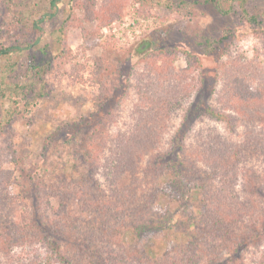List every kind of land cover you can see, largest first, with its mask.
I'll return each instance as SVG.
<instances>
[{
  "label": "rangeland",
  "instance_id": "obj_1",
  "mask_svg": "<svg viewBox=\"0 0 264 264\" xmlns=\"http://www.w3.org/2000/svg\"><path fill=\"white\" fill-rule=\"evenodd\" d=\"M104 11L111 13L110 18L120 12L123 14L116 20L109 19V22ZM251 15L257 16L259 25L249 22ZM161 29L168 32L171 43L197 52L200 67L195 72L194 94L175 114L160 148L156 152L145 149L137 161V195L150 199L148 206L153 216L163 215L166 219L159 224H150L148 220L142 232H125L123 242L133 246L127 248L131 257L127 263L142 264L139 253L164 258L167 254L176 255L182 250L183 264H195L197 258L190 257L195 253L202 254L205 260L209 258L210 264H214L216 243H201L197 252L190 249L197 244L187 236L191 208L189 195L183 196L181 192L179 177L167 170L160 174H148L145 170L152 156L161 151L174 150L178 152H174L178 157L182 154L189 156L192 145L210 127L236 142H242L247 140L246 135L255 125L257 134L264 138V124L259 119L264 114L253 116L251 120L245 114L223 105L219 96L227 87L222 66L232 56L240 55L243 60L258 56L264 62V0H58L56 6H51L50 0H0V47H11V54L4 61L13 62L10 66L4 63L0 66V91H6L5 96L0 93V126L6 120L7 129L6 133L0 134V153L12 149L18 157V163L3 162L10 183L4 192L5 208L0 212H9L8 219L14 223V229L21 225L30 226L31 216L39 218V226L29 245L39 248L45 264H60L47 249V242L54 243L57 250L71 254L72 263L81 264L86 261L83 260L86 256L89 259L91 252L85 250L90 245L87 243L85 249L83 244L85 239L91 243L87 239L92 238V226L96 225L88 222L84 224L82 220L77 221L79 228L77 225L67 226V221L66 227L59 224L56 210H64L61 200L45 196L47 183L53 181L52 176H39L43 179L40 181L41 191L39 184L32 183L31 170L45 166L46 161L42 156L45 140L59 125L66 129L65 132L76 129V137L84 135L87 125L81 129L83 125L77 121L84 113H97L95 100L102 83L97 69L101 57H106L112 67H116L119 62L126 66L131 59L130 62L135 64L142 57L138 55L139 52L137 56L134 53L137 43ZM126 55L131 57L130 60ZM32 59L42 65L43 61H48V72L32 79L26 76V66L21 63ZM176 66H186L182 55ZM30 81H33L37 94L31 100L32 105L24 110L23 104L27 100L23 99L24 94H18L22 89L16 84L24 86ZM243 86L248 85L244 82ZM15 98L21 102L15 104L12 101ZM134 99V94L129 93L113 122L103 130H96L93 134L96 136L93 152L89 149L90 143H86L91 155L105 149L109 138L125 127L126 123H130ZM208 108L214 109L216 113L222 112L225 118L229 117L228 120L215 118ZM68 122L71 124H63ZM73 136L68 135L70 138ZM82 149L80 145L79 150ZM59 155H62L60 158L64 166L69 164V159L74 156L73 144L59 141L47 154L49 160L58 159ZM104 155L101 154V160ZM100 178L107 186L102 176ZM124 178L128 181L133 177L127 173ZM32 194L40 196L39 207L34 204L36 200ZM193 195L194 201H200L197 191L194 190ZM65 208L71 214L70 211H75L76 205L70 202ZM259 213L261 206L246 220L256 221ZM76 214L80 213L76 212L75 217ZM88 219L91 221L94 217ZM242 228L243 225L235 231L241 233ZM104 239L96 237V244L102 254V263L107 264L112 258L109 251L122 253L123 248L114 245L102 247ZM23 246L20 242L18 246H11L10 253L15 257ZM223 252L224 255L229 253ZM2 260L5 262V257L0 253L1 263Z\"/></svg>",
  "mask_w": 264,
  "mask_h": 264
},
{
  "label": "trees",
  "instance_id": "obj_2",
  "mask_svg": "<svg viewBox=\"0 0 264 264\" xmlns=\"http://www.w3.org/2000/svg\"><path fill=\"white\" fill-rule=\"evenodd\" d=\"M57 2L58 0H50L51 6H56ZM104 13L107 15L106 21L116 20L123 14L120 12L110 18L111 13ZM249 22L256 24L257 16L251 15ZM11 50V47H0V66L3 63L8 66L13 63L4 61L10 56ZM138 52L142 57L135 64L130 62L132 59L130 60L129 56L132 53L128 54V57L126 55L130 60L126 66L119 62L116 67H112L106 57H101L97 69L102 79L101 91L95 100L97 113H84L77 121L83 125L81 129H85L87 125V131L84 135L76 137V129L65 132L66 129L59 125L45 140L42 153L46 161L45 166L31 170L32 183L39 184L40 191V181L43 179L39 176H52L53 181L47 183L48 191L45 196L61 200L60 204L64 210H56L59 224L66 227L67 221V226L77 225L79 228L78 220H82L84 224L96 223L92 226V238L87 239L91 243L85 239L83 244L85 249L88 247L87 243L90 245V248L85 250L87 253L91 252L90 257L83 258L86 261L81 260V264H103L96 237L105 238L102 247L114 245L123 248L122 253L109 251L112 258L107 264H128L127 261L131 257L127 248L133 246L123 242L125 232H142L149 221L150 224H159L166 219L163 215L153 216L148 206L150 199L137 195V161L141 159L145 149L154 152L160 148L175 114L194 94L195 72L200 67V57L192 49L171 43L168 32L163 29L156 30L139 41L134 51L136 56ZM180 55L185 58L186 66L177 68L176 62ZM21 64L26 66L25 75L31 79L47 73L50 66L48 61H43L42 65L34 59L30 62L22 61ZM222 70L225 74L224 84L227 85L221 95L219 94L222 104L245 114L251 120L253 116L263 115L264 62L258 56L243 60L240 55H236L223 64ZM244 82L248 86H243ZM16 86L22 89L18 94L27 96L23 97L27 100L23 109L27 110L37 94L33 81L24 86L17 83ZM0 93L6 95L4 90ZM129 93L134 94L135 98L130 110V123H126L125 127L109 138L105 149L91 155L87 144L90 143L89 149L92 151L96 142V136L93 134L113 122L117 112L120 114L122 103ZM12 101L15 104L21 102L18 98ZM208 111L215 118L226 116L222 112L216 113L212 108H208ZM226 118L228 120L229 117ZM259 119H262L261 123L264 124V117ZM2 122L0 134L7 131L6 120ZM63 124L67 126L71 123ZM252 126L246 135L247 140L242 142H236L210 127L203 131L204 135L192 145V153L189 156L182 154L178 157L174 155V152L178 154L174 150L161 151L152 156V161L145 170L148 174H160L167 170L179 177L182 183L181 192L183 196L189 195L191 208L186 228L187 236L197 244L195 248L190 249L197 252L201 243H216L214 264H264V138L257 134L255 125ZM68 135L74 136L70 138ZM59 141L73 144L74 156L65 166L60 158L62 155L55 160H49L47 156L50 148ZM255 141L258 143L255 144ZM80 145L82 150H79ZM16 154L12 149L0 153V192L3 193L0 194V210L5 208L4 192L10 183L8 170L3 167V162L7 160L18 163ZM101 154H105L103 160ZM127 173L133 177L129 179L130 182L124 178ZM101 176L107 186H104ZM194 190L198 192L200 201H194ZM32 196L36 200L34 204L39 207L40 196ZM70 202L76 205L75 211H70L71 214L65 208ZM259 206L261 214L259 213L257 220L247 221L246 217L253 214ZM76 212L80 213L76 214L77 217ZM87 216L94 219L90 221ZM8 218L9 212H0V253L5 257V262L2 260L3 263L0 264H45L39 248L29 245L39 226V218L31 216L30 226L21 225L16 229L12 228L14 223ZM241 225L244 226L241 233L236 232L235 229ZM19 242L24 246L14 257L10 249L11 246H18ZM47 249L60 264H75L71 261V254L57 250L54 243L47 242ZM224 250L229 253L224 255ZM181 255L182 250L176 255L167 254L164 258L139 253L138 258L142 264H183L185 261ZM202 256L195 253L190 257L197 258L195 264L211 263L209 258L205 260Z\"/></svg>",
  "mask_w": 264,
  "mask_h": 264
}]
</instances>
